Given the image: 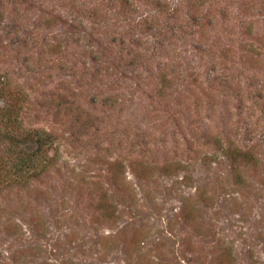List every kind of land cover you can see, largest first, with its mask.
Segmentation results:
<instances>
[{
    "label": "rangeland",
    "instance_id": "374dc122",
    "mask_svg": "<svg viewBox=\"0 0 264 264\" xmlns=\"http://www.w3.org/2000/svg\"><path fill=\"white\" fill-rule=\"evenodd\" d=\"M0 79V264H264V0H0Z\"/></svg>",
    "mask_w": 264,
    "mask_h": 264
},
{
    "label": "trees",
    "instance_id": "16d2710c",
    "mask_svg": "<svg viewBox=\"0 0 264 264\" xmlns=\"http://www.w3.org/2000/svg\"><path fill=\"white\" fill-rule=\"evenodd\" d=\"M8 95L0 79V99ZM6 102L0 106V183L4 181L3 175L6 180L14 179L23 174L25 166L37 164L42 148L53 139L49 133L24 129L12 98Z\"/></svg>",
    "mask_w": 264,
    "mask_h": 264
}]
</instances>
